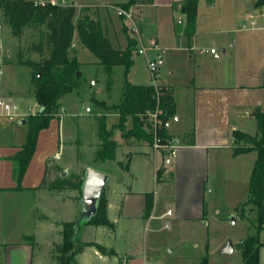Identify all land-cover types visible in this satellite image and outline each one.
I'll return each mask as SVG.
<instances>
[{
    "label": "crops",
    "instance_id": "crops-1",
    "mask_svg": "<svg viewBox=\"0 0 264 264\" xmlns=\"http://www.w3.org/2000/svg\"><path fill=\"white\" fill-rule=\"evenodd\" d=\"M184 1L153 0L146 8L141 9L139 17L136 16L137 22L150 20L153 24L152 43L161 44V34L164 29L167 30L164 35L167 39L170 37V44L163 49L170 52L177 51L179 55L177 58L181 60V64L178 60L170 63L172 78L170 83L163 84L171 88L175 99V115L171 118L169 133L178 139L177 149L172 154L169 150H156L152 144L144 140L125 138L126 145L135 148V151L125 152L128 162L121 165L124 168L123 172L131 173L130 162L134 158L145 165L152 161L154 169L149 168L150 177L147 176V178L157 181L167 172L170 173L171 158H173L175 163L172 174L174 178L172 206L169 203L166 211H162L158 216L156 214L158 202L154 193L129 189L127 184L129 176L120 178L115 175L113 180L115 185L110 186L111 177H109L105 193L108 201V216L114 227L119 223V218L112 219V211L122 214L123 218L134 215L132 212L135 208L132 204H128V201L138 193L143 195V202L138 209L134 210L136 218L142 216L148 222L155 218L167 219V221L173 219L176 225H182L187 220L205 219L206 186L212 168L219 163H227L231 169L230 178L234 182L235 179H239L244 157L253 153L251 151L234 154L233 132L242 130L255 135L257 128L254 132L246 131L248 124L255 120L251 111L257 106L264 110V34L261 33L264 30L248 28L254 19L261 22L263 6H256L257 0L243 1L238 6L234 5L233 0H208L215 8L220 6L226 8L225 12L223 11L215 18L221 27L209 29L212 26L208 24L214 20V17L211 16L208 19L201 17L199 12L201 0H199L196 33L190 40L185 34ZM222 1L224 4H221ZM237 20L240 26L235 28L232 25ZM201 33L219 34L222 41L221 54L218 53L219 55L216 56L212 53V56L207 59L195 54V44ZM137 42L136 40V44ZM135 51H137V45ZM154 51L160 54V49ZM115 112L120 118V112ZM4 118L0 116V264H32L34 247L41 242V231H48L47 237H50L54 252L56 244L63 239L64 223L76 221L82 211L78 190H51L42 186L44 179L48 176L50 162H55L62 170L67 169L68 173L71 171V173L85 174L87 167L108 172L104 168L105 165L107 162L115 161L116 158L108 161L100 160L104 165H97L99 161L97 152L101 148L97 130L98 140L91 144V159L84 161L83 149L86 146L82 139L77 137V140L70 143L75 150L73 161L60 162L62 156L56 158V154H62L61 139L65 124L62 116H59V119L55 118L51 121L49 128L40 132L36 151L21 181L22 188H17L18 182L14 179V163L11 157L17 154L26 142L27 123H22L26 117L21 118L20 126L14 124L1 126ZM106 122L108 125L107 118ZM117 124H114V127ZM22 127L24 130H21ZM108 128L112 129L109 125ZM144 128L147 130L146 126ZM118 144L117 150L122 146L121 143L118 142ZM255 161H253L252 170ZM118 162L120 164V161ZM159 171L161 174L158 173ZM51 174L55 177V173ZM148 194L153 196L154 206L150 215L147 216L145 211ZM42 200L52 206L56 213L50 211L46 205L41 208ZM29 201L31 205L28 207ZM168 210H172V216L167 215ZM32 222L33 231L30 229ZM91 227L105 226L87 224L81 229L82 236L83 232H90ZM26 237L33 238V241ZM260 238L264 244V229ZM82 241L96 242L84 237ZM85 248L82 253L85 252ZM94 248L99 257H106L96 247ZM242 262L240 264H244L243 258ZM260 262L264 264V245L260 250ZM125 264H145V260L132 256Z\"/></svg>",
    "mask_w": 264,
    "mask_h": 264
},
{
    "label": "rangeland",
    "instance_id": "rangeland-1",
    "mask_svg": "<svg viewBox=\"0 0 264 264\" xmlns=\"http://www.w3.org/2000/svg\"><path fill=\"white\" fill-rule=\"evenodd\" d=\"M126 1L128 0H71L70 2L77 9L75 22L84 14L101 21L103 32L111 40L113 46L123 49L127 46L129 37L137 40L131 31L125 29L129 22L124 20L116 9V6ZM243 1L248 0H233L235 6L241 5L240 3ZM222 2L221 4H224V1ZM149 3V0H142L135 5L134 12L136 16L139 17L141 9L146 8ZM225 10L226 8L224 9L222 6L213 7L211 1L208 0H201L199 5V12L203 19L214 17V20L208 24L212 26V28L208 27L209 29L221 27V24L215 18ZM138 26L142 34L143 44L151 48L154 34L153 24L150 20H145L142 23L138 22ZM232 26L238 28L240 26L239 20ZM166 32L167 30L164 29L161 34V44L157 45L160 49L159 53L165 60V64L155 75L157 77L156 81L160 85L170 83L172 78L170 63H174L175 60L177 62L179 58L177 51L170 52V50L163 49V47L170 44V37L167 39L164 35ZM45 33L44 26L31 24L24 28L20 37H15L9 27L3 26L0 33V96L17 104L21 115L14 120L4 118L1 126H11L13 124L20 126L21 118L26 117L27 119L30 114H33V111L38 112L41 109L33 96L31 68L19 64V54L23 52L25 58L40 60L41 55L29 51V47L33 43L45 42ZM261 33L264 34V32ZM74 44L71 54L77 55L79 60L74 88L63 96L62 102L56 110L57 118L59 119V116H62V121L65 124L61 139L62 158L60 162L73 161L75 150L70 146V143L78 138H81L86 146L83 149L84 161L91 159V144L96 143L98 140L96 117L106 116L108 125L113 129V138L122 145L117 150L116 160L107 162L104 167L108 171L106 173L111 177L109 185H115V183L113 184L115 175L120 178L129 176L127 182L129 189L138 192L148 191L155 194L158 202L156 214L159 216L162 211H166L169 203L172 206L171 194L174 189L172 174L175 160L171 158L170 173L167 172L157 181L153 178H147V176L150 177L149 168L154 169V162L152 161L150 164L145 165L139 159L134 158L130 162L131 173L123 172L124 168L121 165L128 162L125 152H134L135 148L127 146L121 128L114 127V124L120 122L118 113L115 111H119L116 106L124 100L126 80L131 83L153 84V73L148 67L147 58L145 55H139L134 50V64L127 73L124 65L113 66L109 71L103 64L99 63L97 57L87 47L79 42L77 35ZM139 45L137 42V47ZM221 46L222 41L219 34L201 33L195 44V54L207 59L212 56V49L221 54ZM157 54L158 52L152 49L147 52L150 59H154ZM178 61L181 64V60ZM171 67L173 68V66ZM87 107L91 108V112L86 110ZM131 126L132 119L128 118L125 127L129 128ZM26 128L28 127L26 126ZM256 128V120H253V123L248 124L246 131L254 132ZM21 130H24V127ZM80 131L81 133H79ZM252 135L254 134L252 133ZM244 158L245 161L239 179H235L236 182L235 180L232 182L233 180L230 178L231 169L227 163H219L212 168L206 186L207 213L205 219L187 220L182 225H176L173 219L167 221V219L155 218L148 222L145 217L136 218L134 210L138 209L141 202H143V195L138 193L128 201V204H132L135 208L132 212L134 215L123 218L122 214H118L117 211L113 210L111 218H119V223L115 224L114 228L91 227L90 232H83V236L81 234V239L84 237L96 241L108 249H113L115 254L105 255L106 257L102 258L95 253L94 247L87 246L84 253L77 254L78 264H125L132 256L143 258L145 264H201L204 257H208L209 264H240L242 262V250L239 244L249 235L256 233L255 221L257 216L253 205L248 202L250 175L253 161L257 158V152L253 151ZM118 161H120V164ZM54 164L55 162H50L49 168L50 172L55 173V176H57L59 172L57 173L52 168ZM97 165L103 166L104 163L99 160ZM51 173L49 177L53 178L54 176ZM70 174H72L71 171L68 175ZM59 175L61 176V173ZM151 175L153 177V171ZM80 198L81 193L79 192L81 204ZM30 205L31 202L29 201L27 206ZM40 205L41 208L46 205L50 211L56 213V210L49 206L47 202L42 200ZM232 217L235 218L234 223L231 221ZM166 224H169V228H166ZM31 226L30 229L33 231V222ZM85 226L87 224L82 222L81 228ZM47 233L48 231H41V242L34 247L32 264H59L56 257V246L53 252L52 243L50 237H47ZM30 240L33 241V238H30ZM229 240L234 243V251L231 254L223 253L221 250ZM61 242L58 244H61Z\"/></svg>",
    "mask_w": 264,
    "mask_h": 264
},
{
    "label": "trees",
    "instance_id": "trees-1",
    "mask_svg": "<svg viewBox=\"0 0 264 264\" xmlns=\"http://www.w3.org/2000/svg\"><path fill=\"white\" fill-rule=\"evenodd\" d=\"M140 1L142 0H128L120 6L129 8L139 4ZM198 2L199 0H185L183 3L186 20L185 34L190 40L196 33ZM255 5L264 6V0H257ZM76 12L75 6H62L51 2L43 6H35L34 0H0V25L9 27L13 36L20 37L24 28L31 24L44 26L46 29L45 42L33 43L29 47V51L41 55L40 60L25 58L23 52L19 54V64L31 68L33 96L42 109L27 117L26 142L21 150L11 157L14 163V179L18 182L17 188H22L21 181L36 151L40 132L49 128L51 121L57 118L56 110L61 99L74 88L79 60L77 55H72L71 52L76 35L79 37V42L87 47L97 57L99 63L109 71L113 66L124 65L127 73L134 64L133 51L137 45L134 38L129 37L125 49H117L104 34L101 21L84 14L75 22ZM125 29L129 31L128 26H125ZM159 103L166 113L165 119L175 115V99L169 86L162 87ZM157 104L158 100L152 84H134L126 80L124 100L116 106L120 112V122L115 127L121 128L122 135L127 140H144L153 145L152 134L144 128L143 116L146 110L155 108ZM251 115L257 123L255 135L242 130L233 132L234 154L257 152V159L250 178L248 200L257 213L256 233L243 239L239 247L242 250L244 264H261L260 250L264 245L260 238L264 229V110L260 106L254 107ZM129 117L133 120V126L127 129L125 122ZM96 120L101 140L97 159L114 160L119 144L113 138V129L108 128L104 116H97ZM162 134L166 135V131ZM52 168L59 174L62 171L57 164H54ZM49 172L50 168L48 176L42 183L43 187L51 190L76 189L81 193L84 174L72 173L66 176L58 174L50 178ZM158 173L161 174V171ZM153 206L154 198L148 194L145 211L147 216L150 215ZM83 224L114 227L108 216V201L105 192L101 197L96 215ZM86 246H94L104 255L115 254L113 249H108L98 242L82 241L81 230L78 234L76 233V221L64 223L62 242L56 245V257L59 264H78L76 256ZM201 264H209L208 257H204Z\"/></svg>",
    "mask_w": 264,
    "mask_h": 264
},
{
    "label": "built area",
    "instance_id": "built-area-1",
    "mask_svg": "<svg viewBox=\"0 0 264 264\" xmlns=\"http://www.w3.org/2000/svg\"><path fill=\"white\" fill-rule=\"evenodd\" d=\"M71 0H34L35 6H43L47 2H51L52 4H58L62 6H74L73 3L70 2ZM116 9L118 11V14L123 17L124 20L128 21V28L129 31H131L132 34H134L137 38L138 43L140 44L137 47V51L140 55H145L148 61V67L150 71L153 73V86L155 88V95L158 100V104L155 108H151L146 110L143 119L145 120V126L147 128V131L150 132L153 136V147L156 150L159 149H167L169 151L175 152L177 149V141L178 139L176 136L169 133L170 127H171V118L165 119V111L160 106V96L162 87L164 85H160L157 83L155 77L156 73L160 70V68L165 64V60L162 55L157 54V56L154 59H150L147 55V52L149 49L158 50V46L156 43H153V45L150 47L145 46L142 42V34L140 31V28L138 26V22L136 19V14L134 12V6H131L129 8H125L123 6H116ZM181 22V21H179ZM249 29H262L264 30V6H263V12L261 14V22L258 20H252L250 25L248 26ZM2 26L0 25V33H1ZM75 44H73L74 46ZM0 48H1V42H0ZM211 52L218 56V51L215 49H212ZM39 107V104H37ZM86 110L88 112L91 111L90 107H87ZM36 113V112H34ZM20 110L19 106L17 104H14L13 102L3 98L0 96V116L5 117L9 120H14L15 118L19 117ZM163 131H166V135H163ZM60 153L56 154V158H60ZM173 212L172 210L167 211L168 216H172ZM166 228H169V224H166Z\"/></svg>",
    "mask_w": 264,
    "mask_h": 264
},
{
    "label": "water",
    "instance_id": "water-1",
    "mask_svg": "<svg viewBox=\"0 0 264 264\" xmlns=\"http://www.w3.org/2000/svg\"><path fill=\"white\" fill-rule=\"evenodd\" d=\"M22 123H27V119L24 118ZM68 174L67 169L62 170V176ZM109 175L96 169L94 167H87L84 174L83 185L81 189V204L82 211L78 219L76 220V233L81 230L82 222L88 221L96 215L98 206L103 193L105 192L107 183L109 181ZM231 221L234 223L235 218L232 217ZM234 243L229 240L222 248L223 253L231 254L234 251Z\"/></svg>",
    "mask_w": 264,
    "mask_h": 264
}]
</instances>
